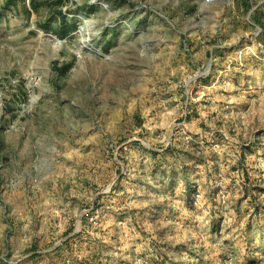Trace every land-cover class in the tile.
<instances>
[{
    "label": "rangeland",
    "instance_id": "rangeland-1",
    "mask_svg": "<svg viewBox=\"0 0 264 264\" xmlns=\"http://www.w3.org/2000/svg\"><path fill=\"white\" fill-rule=\"evenodd\" d=\"M0 264H264V0H0Z\"/></svg>",
    "mask_w": 264,
    "mask_h": 264
}]
</instances>
